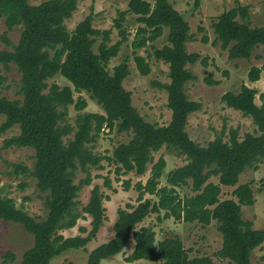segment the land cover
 Returning a JSON list of instances; mask_svg holds the SVG:
<instances>
[{
  "label": "trees",
  "instance_id": "16d2710c",
  "mask_svg": "<svg viewBox=\"0 0 264 264\" xmlns=\"http://www.w3.org/2000/svg\"><path fill=\"white\" fill-rule=\"evenodd\" d=\"M77 3L78 0H46L30 5L27 0H0V18L7 31L20 29L15 45L6 32L0 34V42L11 48L0 50V66L5 70L10 65L16 67L21 96L16 100L0 97V117H4L0 134L14 126L19 129L17 135L4 140L3 148L34 151L32 168L12 164V172L35 180L46 211L44 218L36 219L18 208L12 198L0 197V220L22 226L33 237V245L22 254L20 264H50L69 249H84L95 238L105 218L103 200L108 197L102 195L99 186L91 189L88 202L81 209L90 218L88 234L65 238L59 231L74 228L81 218L77 210L78 194L82 187L99 178L91 174V169H101V162L106 161L115 166L117 176L129 173L142 176L153 162V153L162 148L185 157L186 163L168 172L164 186H160L166 167L164 158L152 165L145 183L138 181L133 186L138 193L136 205L128 203L117 210L113 236L89 252L86 264H100L120 254L130 240L134 248L125 258L128 263L144 260L159 264H216L208 256L190 258L176 235L156 241L151 228L137 229L150 211L158 214L163 211V219L182 223L207 226L215 221L222 237L215 256L231 264H249L251 253L264 243V230L253 229V223L242 218L241 208L255 202L251 184L238 185L230 199L220 200V194L221 187H235L242 173L257 169L264 161V102L256 105V90L246 85L238 92L223 94L221 102L250 118L258 135L245 134L239 140L237 130L229 129L226 140L221 130L206 146L194 143L186 133V126L188 117L200 111L201 103L189 100L185 87L196 80L187 65L200 62L201 56L186 50V43L193 39L189 24L168 0H129L126 13L134 15L138 24L131 41L133 62L141 76L149 75L150 68L137 51L167 31L166 44L151 48L152 56L168 65L169 82L157 86L167 93L171 118L166 126L147 122L133 107L131 93L123 87L130 74L129 57L108 70L110 61L118 56L129 38L123 26L125 13L120 12V17L114 20L120 40L109 45L111 30L93 28L91 15L72 31L67 30L64 22L76 11ZM248 22V7L237 6L221 13L211 24L212 45L226 51L229 61H248L258 48L264 54V26L250 27ZM201 42L207 44L208 38L203 36ZM206 60H201L204 67ZM261 70L251 67L248 82H256ZM56 76L70 85H48V80ZM206 82L216 84L209 78ZM83 92L103 113L77 114L71 125L67 122L69 107L73 105L80 112L87 106L81 96L74 99V93ZM104 129L130 133L131 138L114 147L110 156H102L93 152V148ZM70 134L72 138L64 142L63 137ZM78 173L84 177L74 182ZM211 178H216L217 183L209 182ZM104 185L111 188L107 178ZM123 186L128 191L130 181H124ZM182 188H189L191 194L180 197L178 190ZM146 195L155 197L156 201L144 198ZM79 230L86 231L83 227ZM14 259V254L7 253L2 264Z\"/></svg>",
  "mask_w": 264,
  "mask_h": 264
},
{
  "label": "rangeland",
  "instance_id": "374dc122",
  "mask_svg": "<svg viewBox=\"0 0 264 264\" xmlns=\"http://www.w3.org/2000/svg\"><path fill=\"white\" fill-rule=\"evenodd\" d=\"M30 5H38L46 0H27ZM174 9L180 12L187 20L190 33L193 39L186 43L188 53H198L200 62L187 65V69L193 74L196 80L187 83L185 92L191 101L201 103L200 111L191 114L188 117L186 133L188 137L200 146L213 140L214 137L224 130L227 139L229 129H235L238 132V138L241 140L245 134L257 136L256 127L250 118L242 116L238 111L227 108L221 102V96L227 92H238L242 85H246L256 90L254 102L260 106L264 102V54L261 48L256 49L250 60L229 61L227 52L222 51L218 45L213 46V29L211 24L221 13L231 10L237 6H247L249 13L250 27L264 26V0H168ZM129 0H78L77 9L71 18L65 20V26L68 31H72L76 25L86 16L93 17L92 26L99 30H111L109 45L115 44L120 40L117 29L114 28V20L120 17V12H124L123 26L127 30L129 38L121 46L118 56L112 59L108 65V70L118 65L125 57L128 58L130 70L129 76L124 80L123 87L131 93L133 107L138 111L141 117L147 122L158 126H166L170 122L171 112L167 108V93L160 89L157 84L169 82L167 77L168 65L161 60H156L153 56L151 47L161 48L166 44V34H164L154 43L146 48L137 51L138 55L146 58L149 63L150 73L147 76H141L133 62V49L131 41L134 38L135 29L138 24L135 16L127 14V4ZM6 32L13 45L19 40L20 29L18 27L7 31L3 19L0 18V34ZM203 36L208 38V43L203 44ZM98 43L94 46L96 51ZM11 50L0 42L1 49ZM257 55H262L256 58ZM207 59V66L201 64V60ZM251 67L261 68L259 79L256 82H248L247 73ZM210 79L216 84H209L206 79ZM20 74L14 65H10L9 70L0 66V97L8 100L21 99L19 95ZM57 84L60 87L70 84L61 76H56L48 80V85ZM79 96L85 99L87 106L83 111H76L74 106L69 107L67 122L74 124V119L80 113H103L101 108L91 100L86 93H74V99ZM263 96L262 99L260 97ZM4 117H0V124ZM19 133L17 126L0 134V197L12 198L18 208H22L28 215L36 218H44L46 211L42 194L36 188V182L33 178L13 173L12 164L23 165L28 168L33 166L34 151L28 148L9 147L3 148V142ZM72 138V135L63 137V141ZM131 138L130 133L118 134L115 131L108 132L104 129L97 141L93 152L99 155L110 156L114 147L120 143H127ZM153 162L148 164L147 171L142 176L129 173L125 176H117L114 172V165L102 161L101 169H91L94 178L90 186L82 187L77 201L78 212L81 218L72 229H63L59 234L67 237H85L91 230L90 218L81 212L83 206L88 202L91 189L97 185L104 197L103 207L105 218L95 238H93L84 249H69L59 256L55 257L50 264H86L90 251L99 245L107 242L113 236V225L117 219V210L124 208L126 204L136 205L138 193L134 189V184L138 181L145 183L149 176L152 165L163 157L166 167L160 180V186L166 184V176L169 171L182 166L186 163L185 157H178L174 151L162 148L159 152L153 153ZM257 169H248L239 177V182L235 187H221L220 200L230 199L232 191L242 184H251L254 192V204L243 206L241 208L242 218L253 223V229L264 230V161L259 163ZM83 173H78L74 182L83 178ZM105 178L111 182V188L104 185ZM119 179V180H117ZM129 180L131 187L128 191L124 190V181ZM209 182L217 183L216 178H211ZM23 185V186H22ZM180 197L191 194L189 188L178 190ZM144 198H150L156 201L155 197L146 195ZM163 211L159 214L150 211V214L139 224L140 227L151 228L155 232L156 241L164 240L171 236H178L187 250L188 256L201 257L208 256L216 264H231L227 260H221L215 256V253L221 248L222 237L217 231V224L212 221L210 225L202 226L200 223H182L174 219H163ZM158 217L160 219H158ZM80 227L86 229L85 232L79 230ZM33 245V237L28 234L22 226L4 222L0 220V264H2L4 255L12 253L15 259L8 264H20L22 254ZM134 248L132 240L128 241L120 254L109 259L102 260L100 264H159L139 260L128 263L125 258L130 255ZM249 264H264V243L256 248L250 256Z\"/></svg>",
  "mask_w": 264,
  "mask_h": 264
}]
</instances>
